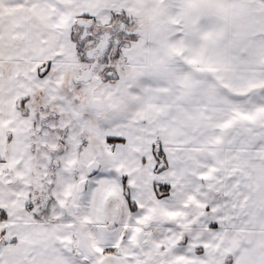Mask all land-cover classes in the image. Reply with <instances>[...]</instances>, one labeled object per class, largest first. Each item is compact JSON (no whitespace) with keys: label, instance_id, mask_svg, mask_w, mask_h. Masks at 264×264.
<instances>
[{"label":"snow or ice","instance_id":"snow-or-ice-1","mask_svg":"<svg viewBox=\"0 0 264 264\" xmlns=\"http://www.w3.org/2000/svg\"><path fill=\"white\" fill-rule=\"evenodd\" d=\"M0 264H264V0H0Z\"/></svg>","mask_w":264,"mask_h":264}]
</instances>
